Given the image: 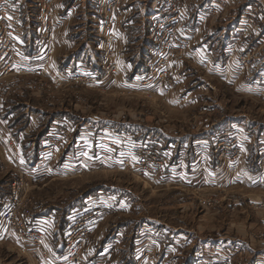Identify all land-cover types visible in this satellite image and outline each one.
Instances as JSON below:
<instances>
[{
  "label": "rangeland",
  "instance_id": "rangeland-1",
  "mask_svg": "<svg viewBox=\"0 0 264 264\" xmlns=\"http://www.w3.org/2000/svg\"><path fill=\"white\" fill-rule=\"evenodd\" d=\"M6 1L11 8L6 20L0 21V31L5 23L19 21L23 26L24 55L28 59L23 62L26 70L41 67L45 73L21 74L16 66L24 60L23 56L21 59L20 55L16 58L8 54L3 48L4 41L0 43V220L4 206L10 203L7 199L15 196L30 211L44 208L39 213L43 216L50 215L53 208L59 210L58 214L53 212L56 217L51 228L57 234L56 252H62L58 258L64 256L68 247L69 233L80 228L87 230L85 250L91 235L89 221L100 218L98 223L104 220L109 223L100 248L120 234L125 241L122 250L115 249L106 260L111 264L113 259L118 264H134L137 260L139 264H264V183L240 175L246 158L240 147L250 140L247 144L254 147L252 152L256 156L264 134L245 127L220 133L215 146L205 152L210 155V162L204 157L195 160L197 155L188 141L193 139L194 131L204 127V114L209 121H218L225 119L223 115H236L243 110L251 116L249 120L264 121V99L245 105L234 99L223 79L212 76L209 69L212 75L194 67L197 60L194 46L183 29L184 24L193 22L195 15L202 18L204 29L208 27L207 18L216 21L224 13L240 12L258 15L264 7L254 1L248 2V7L240 0H173L174 7L186 14L180 22L185 44L170 53L164 47L167 42L159 41L160 30L153 34L160 23L174 15L166 5L168 0H119L122 33L117 32L114 19L103 17V0H56L51 32L46 28L45 18L50 6H41L40 10L36 0ZM126 24L152 43L145 49L144 41L132 36L129 52L134 59L139 58L128 68V75L116 63L118 53L125 51L126 44L120 37L124 36ZM46 31L51 41H45ZM108 34L110 42L105 43ZM35 38L41 41L39 47L33 43ZM261 39L264 41V36ZM261 45L259 52L264 49V43ZM49 48L53 49L51 57L46 53ZM107 53H112L111 57ZM253 53L257 55L258 51ZM225 55L219 52L218 60L241 63L248 56L237 55L234 50ZM155 56L157 60L149 66ZM178 56L189 67L186 93L199 87L198 83L193 85L195 81L208 80L214 85L212 92L216 98L207 93L208 100L200 96L186 102L176 100L174 107L164 99L162 88L178 93L177 80L169 70ZM257 63L251 62L249 66ZM11 65L15 68L9 70ZM108 65L115 69H109ZM133 66L142 67L143 72L132 74L129 70ZM81 70L96 75L95 83L85 85L65 80L70 73ZM163 71L165 76L161 77ZM229 71L225 70L224 77H229ZM245 119L240 116L234 121L241 124ZM113 133L120 136L116 138L122 139V143L114 140ZM184 133L187 134L183 136ZM208 134L213 133L207 132L206 137ZM80 138L86 139L82 142ZM153 140H160L162 150L170 151V165L177 163L179 157L182 159L183 164L169 184L151 183L121 160L133 154V143ZM172 143L171 149L168 144ZM221 147L225 150L222 156L214 151ZM256 162L248 166L250 172H254ZM165 170L163 176L167 175L168 167ZM260 173L264 177V165ZM13 185L17 193L12 191ZM84 207L90 210L76 217V222L65 220L64 214L71 208ZM45 231L46 228H30V232L41 235ZM0 234H5L1 227ZM142 238H146L145 245H139ZM134 241L138 245L133 256ZM12 243H0V264H32L29 252L19 250L22 245L16 241ZM43 260L40 257L39 263Z\"/></svg>",
  "mask_w": 264,
  "mask_h": 264
},
{
  "label": "crops",
  "instance_id": "crops-1",
  "mask_svg": "<svg viewBox=\"0 0 264 264\" xmlns=\"http://www.w3.org/2000/svg\"><path fill=\"white\" fill-rule=\"evenodd\" d=\"M212 1V0H211ZM244 1L246 5L249 7L250 1H254L257 3L260 7H264V0H240ZM186 4V2H185ZM262 9V8H261ZM223 18H220V20H213L212 18H207L206 21L208 20V27L203 29V21L202 18L199 15L193 16V22L188 23L186 26H184V32L186 35H188L189 39L192 41V45L194 46V53L196 55V61L193 63L194 67H198L201 70H205L206 73L219 77L223 79L225 82V85L229 87L231 90V94L234 96V99L237 101L243 102L245 105L246 103L251 100H256L260 101L261 99H264V49H262L261 52L258 50L260 47H262V43L264 41L261 39L259 41L260 36H264V8L263 10L260 11V13L257 15L255 14H250V15H245L244 12L240 13H235V14H229V13H224ZM190 17V16H189ZM188 17V18H189ZM130 22V20H128ZM189 22V19H188ZM189 26L190 28H188ZM192 26V27H191ZM133 30V35L130 31ZM146 33H150V30H146ZM145 33V34H146ZM132 36L134 39H137V37H140L144 41V48L147 49L152 43L147 41V39H143L144 35L142 36L137 32V29H134L131 27V24H126V31L124 33L123 37H120L123 42L126 44L125 45V51L123 54L118 53L119 57L116 60V63L118 61V65L124 69L126 74L128 73V68L131 66L133 62H136L138 60V56L133 58V54L129 52V48H131L132 42L130 40L132 39ZM148 36V35H147ZM205 37V39L203 38ZM120 42V41H119ZM115 43V42H114ZM191 43V42H190ZM209 49H208V47ZM235 51L237 55H244L247 54L248 56L243 59L241 63L238 61H234L232 63L230 62H223L219 61L217 58V54L219 52H225L226 57L227 55H231L232 51ZM255 51H258V54L255 55ZM252 53V54H251ZM251 54V55H250ZM141 56V55H140ZM226 57L224 60H226ZM251 57H253L251 59ZM214 58V59H213ZM258 61L256 66H249L251 62ZM191 62V61H189ZM222 62V63H221ZM189 64V63H188ZM256 68V70H254ZM84 69V68H83ZM187 62L184 61V59H181L180 56L178 58H175L169 66V70L172 73L173 79L177 80L176 85H177V91L178 93H174L173 91H170L171 88L167 89V91L163 90L162 88V96L166 101L170 102H175L176 100H181L182 102H186L188 100H191L194 97H203L208 100L207 93H211L213 96L214 93L212 92L213 90V83L211 81H195L193 85L198 83V88L195 91H190L186 93L187 90V82H186V73H187ZM209 69L211 72L209 73L207 71ZM230 69L229 71V77L226 76L224 77L225 70ZM238 69H240V74L238 72ZM89 70V69H86ZM90 71V70H89ZM132 74H140L143 72V68L139 69L138 67H134L129 70ZM222 71V72H219ZM87 72V71H86ZM238 72V74H236ZM223 75H222V74ZM235 74V75H233ZM128 75V74H127ZM130 75V74H129ZM222 75V76H219ZM254 76V78H249ZM237 76V77H235ZM182 91L183 94H180ZM201 91V92H200ZM218 95V94H217ZM211 96V95H210ZM212 97V96H211ZM215 100V99H214ZM170 105V104H169ZM175 106V103L173 105ZM206 110V109H205ZM239 111V109H237ZM222 113V111H221ZM237 115V116H236ZM227 114L223 115L222 117H225V119H221L218 121L215 120H210L209 121V116L205 115V125L203 128H201L198 132L194 131L195 135L193 136L192 140H188L192 147L194 152L196 153L197 157L195 160H198L199 158H206L207 162H210V155L206 154V150L208 148L214 147L215 143L218 141L217 135H219L222 132L225 131H238L240 129L243 130V127L245 129L249 128L254 129L255 133L264 134V121L262 120H256V119H251L249 120V117H251L249 114L245 113L242 110V113L240 114ZM240 116H244L246 119L239 123L238 120L234 121L237 117L240 118ZM249 116V117H248ZM221 117V118H222ZM122 123V122H118ZM245 123H248L246 125ZM153 125V124H152ZM108 130V126L104 127ZM28 129V128H27ZM219 129V130H218ZM248 129V130H249ZM207 132H212L213 134H208L206 137ZM83 133V132H82ZM117 133H113L114 135V140L122 143V139L116 138L120 137L116 135ZM187 133H184L183 136H185ZM132 136V135H131ZM130 136V137H131ZM261 138V137H259ZM83 142L84 139L86 138H80ZM160 141V140H159ZM157 140H153L151 142H157L160 143ZM250 140L247 141V143ZM126 143V142H123ZM129 143V142H128ZM171 143V142H170ZM243 144L241 149L245 150L246 153V158L244 159V163L242 168H240L241 171V177L243 176L248 179H251L252 182L256 183H264V177L262 173H260L263 170V165H264V142L258 144V154L254 156V152H252L254 147H251L248 144ZM250 143V142H249ZM161 144V143H160ZM170 148H174V144H168ZM87 143V147H88ZM118 146L121 147L119 144ZM204 152V153H202ZM181 157L178 158L177 163L172 164L171 167H168L167 171V176L163 178V180L166 182L163 184H169L170 178H175L174 175L177 174L178 169L180 168V164H183ZM257 160V167H253L254 172H250L248 166L255 165L254 161ZM252 163V164H251ZM259 168V170H257ZM238 169V168H236ZM262 175V176H261ZM33 177V176H32ZM216 178L213 180H217L218 177L215 176ZM32 179V178H30ZM236 180H241V178H237ZM245 185L242 184V187ZM261 193V192H260ZM48 208V206H47ZM44 210L41 208H38L34 212L33 219L31 220L32 224H34L35 228L39 229H44L46 228V239H45V247L49 251L50 257L53 259H57L61 253L56 252V237L55 232L51 230V228L54 227V220H55V213H60V211H56L55 208L51 210L50 215H40ZM90 209H85L84 208H71L67 214H64L65 220L67 219L69 223L71 222V218H74L76 220L77 218L81 217V213H87ZM86 217V216H84ZM96 219V218H95ZM116 220V218H115ZM100 221V218L97 221H89L91 223L92 227L89 230L90 231V237L87 239L86 244L87 247L85 248L86 254L90 255L91 257L98 258L99 260H109L111 257V254H114L115 249L122 250L123 245L125 244L124 237L119 235V237H112L111 240L108 239L104 244L103 247L100 248L101 244L104 242L103 240L105 239V234L108 231L109 223L105 222V220L102 223H98ZM96 222V224H94ZM99 224V225H98ZM115 225V224H113ZM2 231L5 233L4 236L0 234V243L5 242L9 244H13L12 241H15V239L11 236L10 230L4 225L2 227ZM3 234V233H2ZM14 240H13V239ZM231 239V238H230ZM12 240V241H11ZM146 238L145 239H140L139 245H145L146 244ZM229 243V241H227ZM231 243H233V240H231ZM138 245L137 241L133 242V256L136 254V246ZM242 245V244H240ZM128 250L127 253L130 254ZM124 256V255H122ZM227 257V256H225ZM52 259V264H56ZM137 259V258H135ZM264 259V258H263ZM43 262V261H42ZM48 260H44V263H47ZM118 264L115 259H113L112 264ZM258 263V261H257ZM134 264H139V260H137L136 263Z\"/></svg>",
  "mask_w": 264,
  "mask_h": 264
},
{
  "label": "built area",
  "instance_id": "built-area-1",
  "mask_svg": "<svg viewBox=\"0 0 264 264\" xmlns=\"http://www.w3.org/2000/svg\"><path fill=\"white\" fill-rule=\"evenodd\" d=\"M49 1V3H47ZM56 0H36V6H38L41 10V6L45 7L46 5L49 7L48 15L45 14L46 23H47V30L52 28L55 25L54 16L55 14L52 13L54 11L53 5L56 3ZM173 0H168L169 4H166L171 10L173 11L174 15L171 16L169 19H166L164 23H160L159 27L154 29L153 34L157 33V29H159V33L157 36L160 37L159 41L163 42L166 41L167 45L164 47L173 52L174 49H182L183 45L185 44V40L182 38L183 33L181 32V19L186 18V14L182 11L181 8L176 9L172 3ZM0 21H5L7 12H9L10 4L6 0H0ZM8 4V5H7ZM14 10H18V7H12ZM185 9V7H184ZM186 10V9H185ZM17 12V11H16ZM102 14L103 17L111 21L117 23L118 26V33L123 32V28L120 25V20L122 19L123 12L119 7V0H103L102 2ZM13 17H11L12 19ZM7 27V28H6ZM3 30L0 31V43L4 41L3 48L9 54L11 53L14 57L20 58L24 60L19 62L16 66L17 69H20L21 74H36V75H44L42 72L45 73L44 68H32L33 71L26 70L25 62L26 55H24L25 51V44L22 41V34H23V26L19 21H12L11 25L5 23L2 27ZM48 31L45 32V38L48 42L50 37L48 36ZM110 34L106 35L105 43L110 42ZM33 42L38 47L41 44V41L38 38ZM51 41V40H50ZM106 46H108L106 44ZM40 49V48H39ZM53 49H48L46 51L47 55L51 57ZM37 54L34 55V57ZM112 53H107V57H111ZM23 56V58H22ZM157 60L156 56L151 60L149 66L152 65ZM23 63V64H22ZM9 65V63H7ZM30 66V65H29ZM36 67V66H34ZM109 69H115V66H106ZM9 70L15 68L14 65L8 66ZM160 69V68H159ZM114 72V71H113ZM153 73V72H152ZM71 75L66 77L65 80L71 83H80L85 85L94 84L96 81V75L90 72H86L85 70L81 71H74V73H70ZM154 75V74H150ZM161 77L165 76V72H161ZM57 80H60L57 78ZM56 127V126H54ZM133 136V135H132ZM224 142H221L220 145L222 146ZM163 147L160 143L157 142H144V143H133V153L129 157L121 158L124 165L128 166L131 170H137L139 175L144 176L149 182L160 184L164 183L163 176L164 172L166 171L165 168L171 167L170 165V151H163ZM129 150V148H128ZM239 150V149H238ZM237 150V152H238ZM215 152H218L220 156L224 155L225 150L221 147V149H214ZM235 153V155L237 154ZM167 176V175H166ZM161 177H163L161 179ZM22 181V179H20ZM18 186V182L13 183ZM15 185L12 187V191L17 193L18 191L15 188ZM18 197L15 196L14 198H8L7 201L10 203H6L4 206L3 217L0 220V227L2 228L4 225L10 230V234L15 236V241L19 245V250L24 252H29L28 254L33 259L32 264H52V259L50 257L49 251L45 247V239H46V232L42 233V235L38 232H30V228L34 227L31 220L33 219L34 212L30 211L25 204H22L21 200L17 199ZM31 215V216H30ZM30 216V217H29ZM71 222L73 223L74 218H71ZM86 221L87 218L85 217L83 221ZM83 224V222H80ZM35 228V227H34ZM87 237V230L80 228L77 232H70L68 235V247L64 252V256L53 259L56 264H111L106 262L105 260H99L98 258L91 257L90 255L86 254L84 251V242L85 238ZM66 245V246H67ZM44 246V247H43ZM28 247V248H27ZM40 257L44 260H48L47 263L40 262Z\"/></svg>",
  "mask_w": 264,
  "mask_h": 264
}]
</instances>
